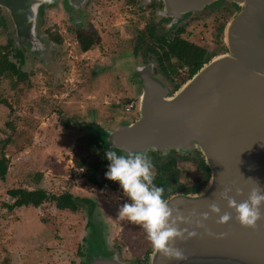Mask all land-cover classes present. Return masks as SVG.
I'll return each mask as SVG.
<instances>
[{"label": "rangeland", "instance_id": "obj_1", "mask_svg": "<svg viewBox=\"0 0 264 264\" xmlns=\"http://www.w3.org/2000/svg\"><path fill=\"white\" fill-rule=\"evenodd\" d=\"M49 2L51 7L37 24L46 51L35 55L19 48L25 57L23 64L14 52L9 53V60L19 65L28 81L0 77V99L8 104L0 105V153L9 164L5 180L0 181V264H84L88 245L103 253L96 248L98 233L86 225V206L77 213L59 211L53 203L8 212L5 205L13 200L7 191L15 188L41 189L51 195L68 192L91 200L96 209L90 223L100 224L109 247L121 260L143 263L146 252L153 249L144 230L117 215L118 205L128 200L127 195L121 189L90 184L87 166L79 169L74 160L83 155L80 139L90 133V126L114 128L136 117L124 109L137 103L136 59L146 63L147 58L143 47L133 54L137 33L150 23L160 31L167 22L157 19L159 8L148 7L155 1L89 0L80 11L69 10L64 0ZM222 6L227 5L218 8ZM232 12L214 7L189 16L179 24L185 29L182 37L208 55L222 52L218 35ZM0 18L6 21L0 24V46H6L8 40L15 44L13 26L1 9ZM80 27L99 38V44L87 52H81L76 41L75 31ZM57 37L60 41L56 43ZM171 80L164 79L170 86L181 85L183 77L178 74ZM176 165L180 183L191 185L196 174L189 159L177 160ZM101 175L102 171L99 179Z\"/></svg>", "mask_w": 264, "mask_h": 264}, {"label": "water", "instance_id": "obj_2", "mask_svg": "<svg viewBox=\"0 0 264 264\" xmlns=\"http://www.w3.org/2000/svg\"><path fill=\"white\" fill-rule=\"evenodd\" d=\"M146 1L161 3L156 17L169 20L168 29L215 2L235 6L218 35L222 52L209 55V60L177 88L155 73L153 61L143 63L137 58L136 117L114 128H89L106 150L147 156L154 151L162 159L170 152L179 156L198 152L208 168V181L198 193L183 194L169 181L162 185L168 206L188 217L190 223L177 225L186 230L185 239L174 241L183 259L166 258L152 249L147 264H264V204L255 227L249 228L238 223L227 199L220 198L225 189L236 203L246 200L253 188L264 191V0ZM47 2L0 0L18 48L32 54L46 49L37 24L39 8ZM86 2L66 0V6L80 11ZM213 203L220 209L218 214L210 211ZM225 212L229 220L218 223ZM197 221L202 226H197ZM89 227L98 233L96 248H102L103 253L88 245L84 264H133L121 260L109 247L100 224L92 221ZM188 232L195 235L188 236Z\"/></svg>", "mask_w": 264, "mask_h": 264}, {"label": "trees", "instance_id": "obj_3", "mask_svg": "<svg viewBox=\"0 0 264 264\" xmlns=\"http://www.w3.org/2000/svg\"><path fill=\"white\" fill-rule=\"evenodd\" d=\"M51 5L52 4L50 3H46L39 8L38 21L42 19L44 11L51 7ZM148 5L149 8H156L154 7L155 3L153 2H150ZM5 22L4 18H0L1 25H4ZM184 33V27L179 25L174 29L161 28L159 31L156 24H147L143 30H140L137 33L133 54L137 55L140 48L143 47L147 52L146 62L153 61L155 63V73L160 74L164 79H167L176 76L178 69L186 68L185 79H189L209 60L210 56L204 48L196 46L186 40V38H183L182 36ZM75 36L81 52H87L99 44V38H96L87 30L77 29L75 31ZM54 41L57 43L60 39L57 37ZM11 51L14 52L13 56L17 58L20 64L24 63V55L22 51L12 40H8L6 46H0V77H15L16 81L27 82L28 76L20 70L19 65L9 60V53ZM172 59L174 60V63H171ZM178 86L179 85H175L176 88ZM0 105L8 107L7 102L2 99H0ZM80 141V153L83 155L79 160H74L75 166L79 169L87 166V181L90 184L97 186L99 189L108 187L112 191L119 190L118 182L108 180L105 177L109 162L105 158L106 149L100 144L97 134L94 131H91L89 134L84 135ZM92 155L95 159L91 161L88 160V157ZM148 157L154 159V161L151 159L153 165L152 169L154 171V184L162 187L165 181L177 183L179 179V171L175 166L173 158H159L154 151H151ZM8 165L7 158L0 153V181L5 180L8 172ZM100 171H102V175L99 179L98 173ZM40 177L41 174H38L36 176L37 180H39ZM208 178L209 175L206 174L204 183L193 192L198 193L203 189ZM7 195L13 200L11 204L5 205L8 212H11L16 208L24 207L37 209L45 203H53L54 207L59 211L77 213L83 206H86L89 218L86 224L87 226L90 225L91 215L96 209V205L91 200L73 197L68 192L60 195H51L41 189L27 190L24 188H15L8 190ZM149 254L150 251L146 252L142 264H147Z\"/></svg>", "mask_w": 264, "mask_h": 264}, {"label": "clouds", "instance_id": "obj_4", "mask_svg": "<svg viewBox=\"0 0 264 264\" xmlns=\"http://www.w3.org/2000/svg\"><path fill=\"white\" fill-rule=\"evenodd\" d=\"M105 158L109 162L105 177L118 182L119 188L128 198L126 202L118 205L117 215L139 225L152 248L161 255L176 260L183 259V254L174 246V241L186 238V230L178 228L177 225L190 223V220L182 216L177 209L169 207L162 195L165 188L153 183L151 159L143 152L118 153L114 150H106ZM227 191L225 189L221 192L220 198L227 199V206L234 209L235 219L241 226L254 228L261 216L260 206L264 204V191L251 189L247 199L240 203L228 197ZM236 194L239 195L240 191L237 190ZM209 208L214 214L220 211L215 203L210 204ZM228 220L229 214L225 212L219 216L218 223ZM197 226H202L199 221ZM187 235H195V232H188Z\"/></svg>", "mask_w": 264, "mask_h": 264}, {"label": "flooded vegetation", "instance_id": "obj_5", "mask_svg": "<svg viewBox=\"0 0 264 264\" xmlns=\"http://www.w3.org/2000/svg\"><path fill=\"white\" fill-rule=\"evenodd\" d=\"M89 0H87V2H88ZM87 2H86V4H87ZM47 3H50L49 2V0H48V2ZM64 3H65V5H66V0H64ZM155 3V5H154V7H156L155 9H157V8H161V3H159V2H154ZM51 4V3H50ZM85 4V5H86ZM221 4H223L221 1H219V2H215V3H213V4H211L210 6H208V7H206L205 8V10L203 11V12H201V13H199V14H202V13H204V12H208L209 11V9H211V8H214V7H217V10L219 9L221 12H225L226 10L228 11V9L229 10H231V11H233V10H235V6H233V5H230V6H225V7H221V8H218V7H220L221 6ZM84 5V6H85ZM43 6V5H42ZM67 7V6H66ZM216 11V10H215ZM189 16H192V14H188V15H186L180 22H178L173 28H169V29H174V28H176L180 23H182L186 18H188ZM40 22V21H39ZM168 23L169 22V20H167V19H164L163 20V22H162V24L163 23ZM77 29H80V30H85L84 28L82 29L81 27L80 28H77ZM21 51H22V49H20ZM46 51V49L45 50H43V51H39V52H37V53H33V54H41V53H43V52H45ZM13 52V51H12ZM23 53V52H22ZM24 55V54H23ZM25 58V57H24ZM165 80H168L169 82L170 81H173V80H171V78H167V79H165ZM175 85H178V84H175ZM168 158L169 157H171V158H173L174 159V161H175V166H177L176 164H177V160H187V159H189V163H190V167H192L193 169H194V172H195V174H196V178H195V180H194V182L191 184V185H189V186H185V185H182L181 183H180V177H179V179H178V181H177V183H170L173 187H175V188H178L179 190H180V192L181 193H183V194H193L194 192V190L196 189V188H198V187H200V185L202 184V183H204V180H205V177H206V174L207 175H209V171H208V168H207V166L204 164V161H203V158H202V156L198 153V152H193V153H191V154H188V155H186V156H178L176 153H174V152H170L169 154H168V156H167ZM177 168V167H176ZM179 171V170H178ZM179 176H180V173H179ZM167 197H169V196H167ZM135 264H138V262L137 263H135ZM139 264H142V263H139Z\"/></svg>", "mask_w": 264, "mask_h": 264}, {"label": "built area", "instance_id": "obj_6", "mask_svg": "<svg viewBox=\"0 0 264 264\" xmlns=\"http://www.w3.org/2000/svg\"><path fill=\"white\" fill-rule=\"evenodd\" d=\"M180 74L181 77H183V80L185 81V76H186V68H182V69H178L177 71V75ZM125 113L127 114H136V107L134 103H130L128 105L125 106L124 109ZM135 112V113H134Z\"/></svg>", "mask_w": 264, "mask_h": 264}]
</instances>
